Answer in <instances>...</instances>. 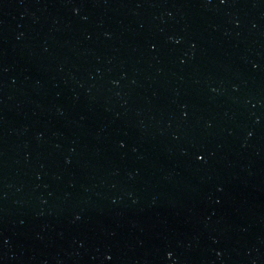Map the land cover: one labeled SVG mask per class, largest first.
Returning <instances> with one entry per match:
<instances>
[{
  "label": "water",
  "instance_id": "95a60500",
  "mask_svg": "<svg viewBox=\"0 0 264 264\" xmlns=\"http://www.w3.org/2000/svg\"><path fill=\"white\" fill-rule=\"evenodd\" d=\"M0 264H264V0H0Z\"/></svg>",
  "mask_w": 264,
  "mask_h": 264
}]
</instances>
